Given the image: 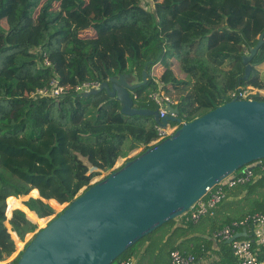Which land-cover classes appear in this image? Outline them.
Instances as JSON below:
<instances>
[{"label":"trees","instance_id":"trees-1","mask_svg":"<svg viewBox=\"0 0 264 264\" xmlns=\"http://www.w3.org/2000/svg\"><path fill=\"white\" fill-rule=\"evenodd\" d=\"M141 1L0 0V140L4 148L24 154L29 151L26 145L9 142H41L53 126L62 134L63 147L55 141L43 158L52 163L51 154L57 150L68 163L65 169L52 164L50 173L42 175L21 163L7 165L0 154V263L16 248L20 251L6 228L7 203L9 210L15 209L8 223L23 240L53 214L48 204L34 199L35 185H46L41 199L56 195L58 201L70 203L95 176L111 172L119 158L137 149L142 153L157 138L152 117L122 114L119 102L105 91L84 97L70 89L57 100L31 96L52 78L69 88L83 82L101 84L119 75L140 84L146 68V83L129 92L134 107L156 109L148 96L161 90L176 102L183 122L231 101L229 93L238 87L264 88L257 70L264 63V38L250 61L249 77L242 79V57L264 32V0H150L145 5ZM45 59L50 67L44 65ZM59 172L71 177L73 189ZM254 175L247 185L229 191L214 210L219 227L264 214V172L255 168ZM20 196L32 198L24 206L19 199L27 197ZM214 227L208 217L177 226L171 220L112 264L137 251L138 264H169L170 251L197 252L207 242L202 236H211ZM257 252L262 259L264 247ZM19 256L6 264H17Z\"/></svg>","mask_w":264,"mask_h":264},{"label":"water","instance_id":"water-1","mask_svg":"<svg viewBox=\"0 0 264 264\" xmlns=\"http://www.w3.org/2000/svg\"><path fill=\"white\" fill-rule=\"evenodd\" d=\"M263 38L264 32L242 57L243 80L250 75V61ZM146 81L144 68L140 84L119 75L83 96L105 91L119 102L122 114L152 117L161 128L176 123L173 133L84 187L31 235L16 254L17 264H112L139 240L186 214L207 189L264 159V101L233 99L191 122H183L178 109L168 106V115L159 119L157 109H137L129 95ZM5 216L8 232L21 241L8 223L11 210Z\"/></svg>","mask_w":264,"mask_h":264},{"label":"built area","instance_id":"built-area-1","mask_svg":"<svg viewBox=\"0 0 264 264\" xmlns=\"http://www.w3.org/2000/svg\"><path fill=\"white\" fill-rule=\"evenodd\" d=\"M151 4L150 0H142ZM148 9V8H147ZM44 65L50 67L47 59L44 60ZM99 82H83L73 88L59 84L56 78H52L47 87L37 89L31 94L34 98H51L57 100L66 95L70 89L73 93L84 94L91 90H98L100 88ZM231 100H254V97L262 96V90L247 86L238 87L235 91L230 92ZM149 100L156 106L158 110L159 119H163L168 115V106L175 107L174 102L169 96L161 90L149 94ZM177 126L168 125L166 128H161L157 124L155 129L157 131V138L152 142L156 144L161 140L168 137ZM249 166L253 169L246 171L244 174L234 172L213 187L207 189L205 195L199 199L191 209L184 214L186 222L195 224L203 217H214V210L217 206L226 199V193L229 190L235 189L240 186H245L250 183L254 178V169L257 168L264 172V159L253 162ZM247 228L252 232V240L249 239H234L230 242V248L233 252L235 264H261L264 258L260 259L254 250V245L264 247V214L254 213L246 216L239 221H233L229 225L221 229L215 230L212 237L218 242H226L235 236V231L239 228ZM135 261L132 257H127L117 261L115 264H134ZM169 264H215L211 260H204L200 256L193 253H184L179 250H172L169 253Z\"/></svg>","mask_w":264,"mask_h":264},{"label":"rangeland","instance_id":"rangeland-1","mask_svg":"<svg viewBox=\"0 0 264 264\" xmlns=\"http://www.w3.org/2000/svg\"><path fill=\"white\" fill-rule=\"evenodd\" d=\"M140 4L145 5V2L141 1ZM148 9L150 11H152L151 10L152 7H149ZM83 36L86 37V36H88V34L85 33ZM246 55H248V53H246ZM257 70L259 72L260 78L264 81V63L262 65L258 66ZM261 90H262V96H264V88ZM169 125L171 126L172 123H170ZM55 141H57L59 148L62 149V147H63L62 134L59 133L58 130H56V128L53 126H49L47 128L46 137L41 142L27 143V142H23L20 140L9 142L10 146L20 147L22 145H26L28 147L29 151H26L24 154L17 153L16 149L4 148L3 146H4L5 142L0 140V154L2 153L1 154V160L3 163H5L7 165L16 164V163H21V164L27 165L31 168V171H33L34 173H40L42 175H48L50 173L52 164L61 166L62 169L68 168V163H67L66 159H64L60 154H58L57 150H55L51 154L52 163H50L45 158H43L44 157L43 155H45V153L47 151L52 149ZM140 151H141V149H137L136 152H133V153L131 152L128 156L132 157V156L136 155L137 153H139ZM18 161H20V162H18ZM121 163H123V162L120 159H118V161L116 162L114 167L121 165ZM93 171L98 172V171H95L93 169H90V172H93ZM108 173H110V171L105 172V173H100L99 175L95 176L91 180L90 184L95 183V182L103 179ZM58 176L66 184H68V186L71 189H73L75 187V183L72 181L71 177L68 174L59 172ZM35 186H36V188L33 189L32 191L37 192L38 197L34 198V199H40L42 202L48 204L53 209V214L45 217L44 220L40 223V225L37 226L36 230H38L40 228L45 227L50 219H52L53 217H55L59 213H61L62 210L66 207V205L68 203L67 202L62 203V202L58 201V199H56V195H46L47 197L50 198L49 200L41 199L39 196L40 190H44V186H46V185L44 183H39ZM83 189L84 188L80 189L76 193V197L81 194ZM20 197H27V199L26 198L19 199L22 202V204L24 205V203L29 199L30 196H20ZM17 198H19V197H17ZM61 199H62V196H61ZM49 201L54 202V204H51ZM7 209H8V203H7L6 211H7ZM13 210H11V212ZM32 234L26 235L25 238L23 240H21V242H23V247H24V244L30 239ZM20 251H21V248H20ZM15 252L16 253H14L9 259L4 261V263H9V262H11L12 259L14 260V258L16 257V254L19 252L17 248H16Z\"/></svg>","mask_w":264,"mask_h":264},{"label":"crops","instance_id":"crops-1","mask_svg":"<svg viewBox=\"0 0 264 264\" xmlns=\"http://www.w3.org/2000/svg\"><path fill=\"white\" fill-rule=\"evenodd\" d=\"M131 83L135 84V81H132ZM136 151L137 150H134V151H132V153L136 152ZM127 158H129V156H127ZM127 158H119V159L122 162H124ZM90 169L98 171L97 169H94V168H90ZM229 191H231V190H229ZM229 191H227L226 194H228ZM208 218L214 222L215 227H214V229H213V231L211 233V236H207L206 234H204L202 236L203 238L207 239V242L201 244L199 249H198V251L193 253V254H195L196 256L202 257L204 260H211L215 264H235V259H234V256H233V252H232V250L230 248V243H227L228 241H226V242H218L217 240H214L213 237H212V235H213L215 230L221 229L223 227H219L217 225L215 214H214L213 218H210V217H208ZM174 221H175V225L176 226L181 224V223L182 224L183 223H187L186 220H185V216L184 215L174 219ZM235 236H236V239H249V240H252V232H251V230L247 229V228H244V227L237 229L235 231ZM147 243H148L147 241L144 242V246H146ZM138 250L142 251L143 248L140 246V247H138ZM254 250L258 254L257 251L259 250V247L257 245H254ZM181 252L192 253V252H185V251H181ZM130 257H132L134 259V261H135L134 264H138V261L140 259V253H138V251H137V253L131 254Z\"/></svg>","mask_w":264,"mask_h":264},{"label":"bare ground","instance_id":"bare-ground-1","mask_svg":"<svg viewBox=\"0 0 264 264\" xmlns=\"http://www.w3.org/2000/svg\"><path fill=\"white\" fill-rule=\"evenodd\" d=\"M16 244L21 248V250L23 249V243L21 241L16 240Z\"/></svg>","mask_w":264,"mask_h":264}]
</instances>
